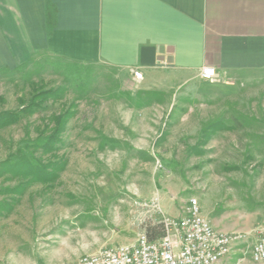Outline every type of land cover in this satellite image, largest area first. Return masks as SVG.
Returning <instances> with one entry per match:
<instances>
[{
    "label": "rangeland",
    "instance_id": "374dc122",
    "mask_svg": "<svg viewBox=\"0 0 264 264\" xmlns=\"http://www.w3.org/2000/svg\"><path fill=\"white\" fill-rule=\"evenodd\" d=\"M40 90L50 93L33 102ZM8 111L0 263L72 262L133 241L196 197L214 228L244 234L234 259L256 264L264 69L144 91L109 65L38 53L0 67V115Z\"/></svg>",
    "mask_w": 264,
    "mask_h": 264
},
{
    "label": "crops",
    "instance_id": "0c3cea01",
    "mask_svg": "<svg viewBox=\"0 0 264 264\" xmlns=\"http://www.w3.org/2000/svg\"><path fill=\"white\" fill-rule=\"evenodd\" d=\"M38 53L109 65L144 91L208 82L203 66L261 70L264 0H0V67ZM236 249L226 264H245Z\"/></svg>",
    "mask_w": 264,
    "mask_h": 264
},
{
    "label": "built area",
    "instance_id": "2783aa9c",
    "mask_svg": "<svg viewBox=\"0 0 264 264\" xmlns=\"http://www.w3.org/2000/svg\"><path fill=\"white\" fill-rule=\"evenodd\" d=\"M131 74L136 81L143 77L139 69ZM200 77L213 81L218 73L213 66H203ZM160 222L164 231L160 236L151 238L144 230L131 242L101 247L62 264H226L244 237L239 231L214 228L196 197L187 200L179 216L164 215ZM254 232L249 257L253 263L264 264V225Z\"/></svg>",
    "mask_w": 264,
    "mask_h": 264
},
{
    "label": "trees",
    "instance_id": "16d2710c",
    "mask_svg": "<svg viewBox=\"0 0 264 264\" xmlns=\"http://www.w3.org/2000/svg\"><path fill=\"white\" fill-rule=\"evenodd\" d=\"M49 93H50V90L38 91L37 93L34 94V101L33 102H36L37 98L39 100H41L44 96H47V94H49ZM2 115H6V116H2ZM2 115H0V126L5 125L6 122H10L11 118L14 117L13 113H11L10 111L3 112ZM63 118H64L63 115H59V116L54 117L56 124H57V128H56L55 133H58L62 129V127H63V120L62 119ZM163 232L164 231H163V227H162L161 222H159L156 225H152V226L147 227V233H148L149 237H151V238L156 237V236H160L163 234Z\"/></svg>",
    "mask_w": 264,
    "mask_h": 264
}]
</instances>
